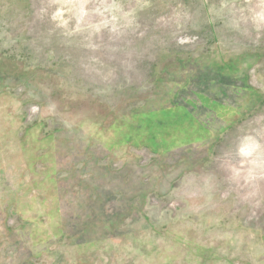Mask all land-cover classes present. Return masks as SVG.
I'll return each instance as SVG.
<instances>
[{
	"label": "rangeland",
	"instance_id": "374dc122",
	"mask_svg": "<svg viewBox=\"0 0 264 264\" xmlns=\"http://www.w3.org/2000/svg\"><path fill=\"white\" fill-rule=\"evenodd\" d=\"M2 164L0 264H264V0H0Z\"/></svg>",
	"mask_w": 264,
	"mask_h": 264
},
{
	"label": "crops",
	"instance_id": "0c3cea01",
	"mask_svg": "<svg viewBox=\"0 0 264 264\" xmlns=\"http://www.w3.org/2000/svg\"><path fill=\"white\" fill-rule=\"evenodd\" d=\"M4 133V132H3ZM3 135V134H2ZM5 147H6V144H5V141H3V143L1 144V152L2 153H4V151H6L5 150ZM4 162V161H3ZM5 163V162H4ZM55 166H56V169L58 168V166L55 164ZM55 166H54V168H55ZM5 164H2V170H0V176H2V177H4V176H6L5 174H6V169H5Z\"/></svg>",
	"mask_w": 264,
	"mask_h": 264
}]
</instances>
